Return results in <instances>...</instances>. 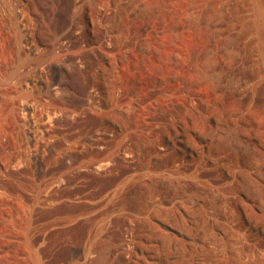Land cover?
<instances>
[{"label": "rangeland", "instance_id": "rangeland-1", "mask_svg": "<svg viewBox=\"0 0 264 264\" xmlns=\"http://www.w3.org/2000/svg\"><path fill=\"white\" fill-rule=\"evenodd\" d=\"M26 1L0 0L9 29ZM89 1L45 3L56 37L92 40L67 51L74 115L40 56L19 69L41 74L38 141L0 88V264H264V0Z\"/></svg>", "mask_w": 264, "mask_h": 264}, {"label": "bare ground", "instance_id": "bare-ground-1", "mask_svg": "<svg viewBox=\"0 0 264 264\" xmlns=\"http://www.w3.org/2000/svg\"><path fill=\"white\" fill-rule=\"evenodd\" d=\"M46 1L47 0H27L26 2L28 3V7H29V10H30V14H31L30 18H32V20H34V22H35L34 25L35 26L33 24H32L33 25L32 28L28 24H27L28 27L26 26V24L25 25L23 24L22 26L21 25L19 26V23H18L17 18H16V13H15L14 17L16 18L17 22H14L15 26L13 25V27H15L17 29V32H13L12 34H11V30L14 29V28L12 27L11 29H9L5 25V23L3 22L1 14H0V48H1V50H2V48L3 49L4 48L7 49L8 52L10 53V54H8V53L7 54L9 56L11 55V58H12L11 60H8L5 57V55H4L3 58H1V56H0V88L5 89L9 93V95H10V97L12 99V103H13V105L16 108L13 111V115L11 117V120L9 122L8 127L9 128L15 127L16 129H18V136L22 137V138H18V139H20V140H22V139L24 140L25 139V142H30V140L31 141L32 140L38 141L39 139H37V138H39V137H37V135H36V129H35L36 127L32 126L31 123H29L30 125L27 127L26 130L21 131V128L25 129V128H23L24 127L23 124H25V123L23 122V120L21 121V118L23 119L24 117H28V115L27 116L25 115L24 111H27L29 109L35 110L36 107H37V105H34L36 107L33 109V107H34L33 106V102H31L32 104L29 103L30 100H28L29 98H27V95L25 96L26 92H24V90L22 92V89L24 87L26 89L27 88L31 89V87L33 88V86L36 85V79L41 77V74L42 75L47 74V75H49V79H48L49 81L47 82V84L44 82L46 84V88H45V90H46L45 94L46 95L44 94V96H46L49 100L51 98H53V97H57V98L61 99L66 104L65 110L64 109L63 110L59 109L58 107L49 106V107H51L49 109V111L52 114H54V116H56V114H59V115L61 114L62 115L63 113L64 114L75 113L77 110L74 107H72V106H75V105H73V99H71V96L73 94V86H74V84H73L72 80H70L69 76H71L70 72H75L82 65H85L87 63V59H86V57H84L82 55L73 57L67 51H68V49H70L73 46L86 47V46H89L90 44H92V40H90V39H85V40L82 39V40H80V39H78V37H74V38L72 37L73 38L72 39V38H69L65 33H62L61 37H56V31L57 30L55 29L56 30L55 31L52 27H49L45 23L43 24V22L46 21V13H45L46 12L45 9L47 7V6L45 7ZM66 1L68 3H72L73 2V0H66ZM82 1H84V0H82ZM91 1H89V2H91ZM50 2H52V1H50ZM27 3H25L24 5H27ZM47 8H49V6ZM11 9H12V7H11ZM92 11H94V10H92ZM27 12H25V13L27 14V16H29L28 15L29 12L28 13ZM97 12H98V10H97ZM95 13L96 12H94V14ZM82 14H83V12H82ZM47 16H48V14H47ZM93 17H94V15L91 18H93ZM49 18H51V16ZM27 19H25V20H27ZM47 20L49 21V19H47ZM32 23H33V21H32ZM98 41H99V39H98ZM96 44H97V41H96ZM56 51H57V53H58V51L59 52H61V51L65 52L64 60L70 62V70H67L66 68H64L60 64H59L60 66L56 65L55 60L52 59V56H53V54L56 53ZM1 52H3V51H1ZM30 56H33L34 58H35V56H40L41 59H43V60L45 59L44 60L45 64L43 63L44 64V68H42V73L41 74L39 73V75L37 73L35 74V72L32 71L31 75L22 77V74L19 71L20 63L22 62V57H24L23 59H28ZM18 72H19V75H20L21 78H17L16 79V75H17ZM43 72H44V74H43ZM19 75H17V76L19 77ZM47 75H45V76H47ZM39 79H41V78H39ZM53 85H56V86L53 87ZM44 96H42V97H44ZM40 98H41V96H40ZM80 99H81V97H80ZM42 100H44V98H42ZM31 101H33V100H31ZM93 102H94V100H93ZM46 104L51 105L49 103H46ZM44 105H45V102H44ZM80 105H82V104H80ZM52 106H53V104H52ZM55 106H57V105H55ZM49 107H46V108H49ZM38 108H39V106H38ZM40 108H41V106H40ZM44 109H45V107H44ZM37 111H38V109H37ZM28 112L30 113V111H27V114H28ZM36 112H34L33 114H35ZM38 112H39L40 117H41L42 116V114H41L42 112L41 111H38ZM33 114H31V115H33ZM44 114L45 113H43V115ZM71 115H74V114H71ZM34 116L35 115H33V118H34ZM36 116H37V113H36ZM48 116H49V113H48ZM24 119H26V118H24ZM30 119H32V117ZM26 121H28V119H26ZM29 122H32V121H29ZM34 123H35V121H34ZM6 138H7V134H2L0 136V141H3V139H6ZM41 142H42L41 145H39L40 147H37L36 149L40 150L39 148H41V149H43L42 150L43 152L46 149H50V145L51 144H50V142H48V140H42ZM38 150H35V153H34L36 159H38V157H37ZM24 152H26V151H24ZM20 157H22V156H20Z\"/></svg>", "mask_w": 264, "mask_h": 264}]
</instances>
